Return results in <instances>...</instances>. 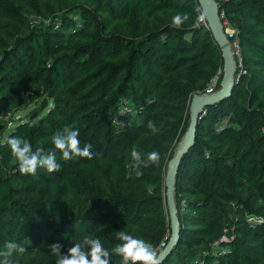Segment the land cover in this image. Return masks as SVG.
Instances as JSON below:
<instances>
[{"label":"trees","instance_id":"1","mask_svg":"<svg viewBox=\"0 0 264 264\" xmlns=\"http://www.w3.org/2000/svg\"><path fill=\"white\" fill-rule=\"evenodd\" d=\"M197 4L0 0V118L32 107L5 137L0 122V246L15 239L27 247L16 264H55L46 244L66 251L88 233L112 243L128 230L165 248L168 162L189 127L192 96L224 65L211 30L192 24ZM222 8L238 30L229 38L238 39L243 65L230 94L204 109L182 156L179 236L160 264H264V0H225ZM177 11L190 16L178 29L169 26ZM123 97L137 112L117 127ZM65 125L80 129L93 159L58 153L59 170L21 174L6 138L48 149ZM132 147L160 153L140 177L126 166Z\"/></svg>","mask_w":264,"mask_h":264},{"label":"clouds","instance_id":"2","mask_svg":"<svg viewBox=\"0 0 264 264\" xmlns=\"http://www.w3.org/2000/svg\"><path fill=\"white\" fill-rule=\"evenodd\" d=\"M196 15L192 20L194 27L205 23L208 10L202 4H197ZM190 19L188 13L177 11L171 16L170 27L180 28ZM146 127L153 132L158 130L153 120H148ZM7 143L11 156L17 164L21 174L37 175L42 170L52 173L61 168L59 156L64 160L80 158L93 159L96 153L91 143L81 145L80 129L74 125H65L51 137V147L33 148L29 139L23 136L9 135ZM126 166L130 168V175L140 177L142 168L156 164L160 160V153L156 150L143 153L138 147H132L128 152ZM50 256L55 264H160V248L151 241L134 234L132 231L120 230L116 233L114 242L106 243L99 235L88 233L81 239L71 242L66 251L59 242L46 244ZM28 254L27 247L15 240L6 241L0 246V264H16V260Z\"/></svg>","mask_w":264,"mask_h":264},{"label":"water","instance_id":"3","mask_svg":"<svg viewBox=\"0 0 264 264\" xmlns=\"http://www.w3.org/2000/svg\"><path fill=\"white\" fill-rule=\"evenodd\" d=\"M208 10L207 22L216 42L220 45L224 59L223 75L221 78V87L211 95L196 93L190 101V124L178 145L175 155L168 162V170L165 181L167 187L168 208L171 220V237L165 248L160 252V261L168 254L177 241L179 236L180 222L177 216V206L175 202L176 176L179 170L182 156L195 141V133L199 118L204 109L213 101L222 99L230 94L234 77L237 74L236 60L231 51V33L226 31V26L222 22L220 15V6L216 0H198Z\"/></svg>","mask_w":264,"mask_h":264},{"label":"built area","instance_id":"4","mask_svg":"<svg viewBox=\"0 0 264 264\" xmlns=\"http://www.w3.org/2000/svg\"><path fill=\"white\" fill-rule=\"evenodd\" d=\"M216 1L218 2L219 6H220V15H221L222 22L225 24L226 27L230 26V24L226 18L225 10L222 8V3H224L225 0H216ZM203 24H205L208 27L207 19H206L205 23H203ZM237 33H238V30L235 28H232L231 34L235 35ZM230 47H231L232 54L236 60V66L238 69L239 67H242L243 60H242V56H241L239 41L237 38H235L232 41V44ZM223 71H224L223 69L219 70L217 76L214 79H212V82L210 83L209 87L203 92V94L211 95L217 91L219 78L221 75H223ZM235 77H234V80H235ZM136 112H137V107L132 102V100L129 97H123L119 103V106H118L116 113L113 116L114 125H116L117 127L126 126L128 123H130L131 118L136 114ZM223 239H225V237ZM165 245H166V242H163L162 246H165ZM198 264H203V263L198 262Z\"/></svg>","mask_w":264,"mask_h":264},{"label":"rangeland","instance_id":"5","mask_svg":"<svg viewBox=\"0 0 264 264\" xmlns=\"http://www.w3.org/2000/svg\"><path fill=\"white\" fill-rule=\"evenodd\" d=\"M226 31L228 33H232V28L230 26H228V27H226ZM230 41H231V44H232L233 39L230 38ZM231 44H230V46H231ZM31 108L32 107H29V108H27L25 110H22V111H10V112L4 113L1 116L0 122H1L2 126H4V127L6 126L7 127L5 129V132L3 133L4 134V137L14 128V126L17 124V122L19 121V119H21L23 117L24 118L26 117V115L28 114V112H29V110ZM181 140L175 146L174 155H175V153L177 151L178 145L181 142Z\"/></svg>","mask_w":264,"mask_h":264}]
</instances>
